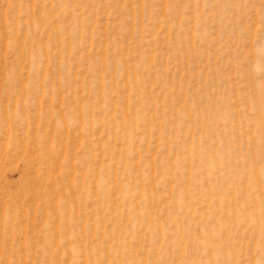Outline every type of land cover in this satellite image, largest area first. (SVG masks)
<instances>
[{
  "label": "rangeland",
  "instance_id": "374dc122",
  "mask_svg": "<svg viewBox=\"0 0 264 264\" xmlns=\"http://www.w3.org/2000/svg\"><path fill=\"white\" fill-rule=\"evenodd\" d=\"M0 264H264V0H0Z\"/></svg>",
  "mask_w": 264,
  "mask_h": 264
}]
</instances>
